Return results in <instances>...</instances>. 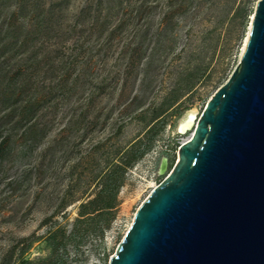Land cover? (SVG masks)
Instances as JSON below:
<instances>
[{
	"label": "rangeland",
	"instance_id": "obj_1",
	"mask_svg": "<svg viewBox=\"0 0 264 264\" xmlns=\"http://www.w3.org/2000/svg\"><path fill=\"white\" fill-rule=\"evenodd\" d=\"M257 2L68 1L62 10L65 28L75 24L81 10L86 11L77 23L82 30L96 13L110 14L99 41L93 34L79 58L93 54V81L104 80L105 90L94 100L89 118H97L88 131L76 133L68 128L67 118L61 119L33 156L16 164L19 169L39 164L45 152L43 176L14 192L0 186V264H44L53 256V235L57 240L64 237L60 264H109L137 210L168 176L180 145L192 134L194 128L177 134V124L188 112L195 113L196 124L206 103L239 64ZM165 15L170 17L168 25ZM130 47L140 51L127 74L129 58L124 53ZM83 132L86 135L79 137ZM152 135L150 150L127 170L114 209L77 223L81 206L101 190L100 177L133 142H146ZM163 159L167 169L161 174ZM75 229V238L68 239Z\"/></svg>",
	"mask_w": 264,
	"mask_h": 264
},
{
	"label": "water",
	"instance_id": "obj_2",
	"mask_svg": "<svg viewBox=\"0 0 264 264\" xmlns=\"http://www.w3.org/2000/svg\"><path fill=\"white\" fill-rule=\"evenodd\" d=\"M109 264H264V0L239 64Z\"/></svg>",
	"mask_w": 264,
	"mask_h": 264
},
{
	"label": "trees",
	"instance_id": "obj_3",
	"mask_svg": "<svg viewBox=\"0 0 264 264\" xmlns=\"http://www.w3.org/2000/svg\"><path fill=\"white\" fill-rule=\"evenodd\" d=\"M68 1L0 0V186L5 184L11 192L28 186L33 177L43 176L45 152L39 164H27L20 169L16 164L29 160L61 119L67 118L68 128L79 133L88 131L97 118L91 119L89 115L98 92L105 90L104 80L93 81V54L83 55L81 62L79 58L93 34L98 35L99 41L110 14L96 13L82 30L77 23L86 11L81 10L75 24L65 28L62 10ZM169 18L165 15L166 25ZM161 33L166 37V28ZM113 34L114 30L110 38ZM71 40L72 46L66 47ZM139 51L138 47L125 51L129 58L127 74ZM151 63L152 60L149 67ZM153 129L154 126L146 134ZM85 135L83 132L79 137ZM154 136L146 142L137 139L112 163L111 171L100 177L103 186L96 198L81 206L77 223L102 217L114 209L127 170L150 150ZM76 233L73 230L68 239L75 238ZM50 238L53 256L44 264H60L58 251L65 247L64 237Z\"/></svg>",
	"mask_w": 264,
	"mask_h": 264
},
{
	"label": "bare ground",
	"instance_id": "obj_4",
	"mask_svg": "<svg viewBox=\"0 0 264 264\" xmlns=\"http://www.w3.org/2000/svg\"><path fill=\"white\" fill-rule=\"evenodd\" d=\"M247 37H248V35H247ZM246 42H247V38H246L245 43H244V48H245ZM244 48H243V51H244ZM194 125H195V113L194 112H188L184 116V118L178 123V125L176 127V131H179L182 134H184L186 131L193 129ZM189 137H190V135L187 137L186 140H188ZM158 169H159V172L161 174L166 171V169H167V160L166 159H163L160 162Z\"/></svg>",
	"mask_w": 264,
	"mask_h": 264
}]
</instances>
